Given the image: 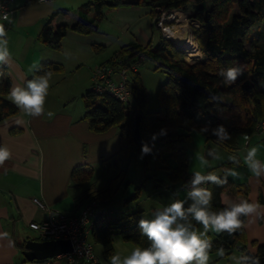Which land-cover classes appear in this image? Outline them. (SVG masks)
Segmentation results:
<instances>
[{
	"label": "trees",
	"instance_id": "obj_1",
	"mask_svg": "<svg viewBox=\"0 0 264 264\" xmlns=\"http://www.w3.org/2000/svg\"><path fill=\"white\" fill-rule=\"evenodd\" d=\"M122 1L90 0L83 3L77 8V20L70 25L56 22L58 15L68 16L70 9L54 10L42 29V41L54 49H60L61 40L69 30L83 34L93 33L97 31L98 23L104 17V8L121 6ZM140 4L151 8L153 27L156 33L159 32V39L156 43L150 42L146 45H125L103 63L129 69L127 84L132 93L129 103L107 93H94L90 88L85 94V117L91 129L105 131L113 126L118 127L121 149L110 157L117 175L103 188L98 187L96 181L92 180V175L85 174L81 166L73 169L72 184L85 186L77 199L80 206L92 198H113L115 185L126 176V171L121 167V156L136 158L141 154L142 142H147L150 146L155 144L153 155L143 157L147 170L150 169V160L159 155L165 157L163 160L175 159V166L162 167L169 170V181L175 184L184 182L187 176L189 157L184 143L190 140L193 128L224 125L232 135V139L224 143L230 150L239 147L237 137L241 134L252 136L261 132L257 127L264 121V0H141ZM166 11H172L184 19L187 15L198 23L197 27H193V36L201 56L187 61L184 48L163 36L157 23ZM92 13L95 15L94 20H90ZM102 48L103 46H98L96 51ZM145 60L154 61L157 63L156 68H163L167 74V79L160 88L161 108L157 111L147 110L148 94L141 82L139 70L131 69L132 65H139ZM237 63L243 66V75L234 84L225 85L219 75L220 69L235 66ZM61 68L58 63L43 62L36 67L28 80L35 75L59 71ZM10 85L6 68L0 67V121L21 112L7 98ZM214 93L223 95L220 112L209 103V95ZM230 114L235 117L228 124L223 118ZM161 129H166L167 135L158 136L153 141V135L158 134ZM205 136L207 140L216 139L211 132ZM153 177L157 178L156 175ZM158 180V186L167 185L164 180ZM145 182L143 180L136 186V193L131 198L139 197ZM172 187L169 185V188ZM208 187L213 193V211L228 206L222 201V193L234 187L230 177L222 185L209 184ZM262 200L260 197V201ZM141 218V212L135 211L128 217L111 223L107 221L105 214L100 215L94 223L92 241L102 245L106 258L114 254L112 233L116 230L123 240L145 247L149 242L141 235L138 227ZM242 219L245 224L246 218ZM212 243L210 254L217 253L218 246L226 250L225 256H219L218 260L228 258L234 249H238L242 255L258 257L259 264H264V243L252 241L251 244L256 250L249 251L245 226L231 235L216 233Z\"/></svg>",
	"mask_w": 264,
	"mask_h": 264
},
{
	"label": "crops",
	"instance_id": "obj_2",
	"mask_svg": "<svg viewBox=\"0 0 264 264\" xmlns=\"http://www.w3.org/2000/svg\"><path fill=\"white\" fill-rule=\"evenodd\" d=\"M89 1L15 0L12 22H0L5 25L11 52L10 61L0 67L6 68L10 87L24 85L43 62L58 63L62 67L52 72L44 115L33 118L19 112L0 121V144L6 145L12 153L11 159L0 166V264H64L63 259L56 257L28 261L22 253L27 240H39L30 234L34 230L29 224L43 221L48 216L34 202V198L42 200L53 210L67 213L81 210L83 204L78 205L77 199L85 186L72 184L73 169L81 166L96 181L94 166L105 164V159L121 149L118 127L95 131L85 117L84 97L92 83L93 71L125 45L158 42L159 35L156 36L153 27L151 8L141 4L105 7L97 31L83 34L69 30L61 40L60 49H54L42 41L43 19L50 17L54 10L68 8L70 14L58 15L56 22L70 25L78 18L77 8ZM94 17L92 13L90 20H94ZM98 46L103 48L96 51ZM7 98L10 99L9 95ZM48 112L53 115L49 117ZM257 134L260 136L259 142L252 146H259L257 158L264 162V132ZM211 141L215 143V140ZM251 143L250 139L248 144L244 142L245 146L236 150H230L224 144L220 146L231 153L244 152L246 155ZM242 159H238V165L247 168ZM224 160L219 164L222 169L238 166L228 159ZM246 170L243 184H236L230 176L234 187L222 193V201L228 205L247 199L250 203L261 205L256 213L246 217L245 223L247 249L254 252L255 246L249 247L252 241L264 243V175L256 177L248 168ZM161 188L148 196L150 200H155L154 203L137 210L142 217L150 219L154 210L166 205L162 198L168 189L165 186ZM109 202L111 200L101 203L100 207L106 211L107 221L115 223L123 217L116 221L108 220V214L114 211ZM4 233L7 235L4 236ZM217 258L213 261L210 259L209 264L219 262Z\"/></svg>",
	"mask_w": 264,
	"mask_h": 264
},
{
	"label": "clouds",
	"instance_id": "obj_3",
	"mask_svg": "<svg viewBox=\"0 0 264 264\" xmlns=\"http://www.w3.org/2000/svg\"><path fill=\"white\" fill-rule=\"evenodd\" d=\"M4 21L11 23L10 15L2 16ZM7 31L5 25L0 23V65H6L11 59L8 46ZM244 69L240 64L221 68L219 75L225 85L234 84L243 75ZM53 76L51 71L43 75H35L24 85H12L8 95L15 106L25 115L38 118L44 115L45 103L49 94L50 80ZM209 103L213 104L217 112L222 111L220 105L223 95L214 93L209 95ZM51 117L53 113L48 112ZM193 131H197L193 129ZM211 132L217 145L224 144L232 139V135L224 127L217 125L210 128L209 125L201 127L197 135ZM167 135L166 129H161L154 134L152 140L158 136ZM243 141H250L247 133L241 134ZM155 144L151 146L142 142L141 159L146 155H153ZM260 148L258 145L247 148L243 162L249 171L256 177L264 175V162L258 159ZM10 149L0 144V166L11 159ZM212 160L221 159L216 149H209L205 154L195 153V160L202 169H207ZM228 160L234 165L239 164L236 156L230 155ZM239 173L233 168L224 169V178L213 171L191 170L187 181L180 183L179 187L169 197V203L163 205L151 214V218L142 217L138 222L141 235L147 238V246L136 245L130 253L110 255L108 264H209L210 253L213 243L209 232L233 234L245 226L244 219L256 213L261 207L259 203H250L247 199L239 203L231 202L221 210H212L213 193L209 184L222 185L227 182V177H238ZM185 193L183 199L180 193ZM187 205V206H186ZM201 225L203 231L194 224ZM4 236L7 234L4 233ZM226 250L222 246L217 247V255L224 257ZM234 264H259V258L252 255L233 256Z\"/></svg>",
	"mask_w": 264,
	"mask_h": 264
},
{
	"label": "rangeland",
	"instance_id": "obj_4",
	"mask_svg": "<svg viewBox=\"0 0 264 264\" xmlns=\"http://www.w3.org/2000/svg\"><path fill=\"white\" fill-rule=\"evenodd\" d=\"M185 18L186 19L179 18V23H177V26H175L176 28L174 29H183L186 26H188L192 39L194 43L196 44V47H198V43L195 41L194 36H193V27H194L193 22L194 21L191 20L187 15H185ZM158 35H159V32H157L156 36L158 37ZM184 51L186 54L185 59L187 61H191V58H192L191 56L198 55L197 49L193 55L191 54V52H189L188 48L186 47L184 48ZM112 54L113 53H111V55ZM156 67H157V63H155L152 60H145L138 65L141 82L148 94V103H147L148 111L160 110L161 108L160 88L167 79V74L165 73L164 69L156 68ZM234 117H235L234 114H230V115L224 116L223 119H225L226 123L229 124L234 119ZM263 123L264 121H262L258 125L257 127L258 131L262 130L259 128V126ZM193 129H196L198 131L200 128L196 127ZM193 129L191 131L190 140L184 143V145L187 147V154L190 159L189 166H188V172H187L188 176L190 175L191 170L213 171L218 176H224V169L229 168V167H223L222 169V167L219 165L225 161L224 159H228L230 155H234L238 159L244 158V155H245L244 152H241L240 154H235L238 152L231 153L227 151L225 148L221 147L220 145H217L216 143L212 142L211 140H207L205 134L197 135V131H193ZM257 133L251 137L252 143L250 147L254 145L256 142H259L257 140H259L260 136ZM237 142H238L239 147L245 146L241 135L237 137ZM209 149H216L218 153L220 154L221 159L212 160L211 158H209L210 163L207 169L205 170V169H202L201 166L199 165V162L195 160V153L199 152L201 154L206 155ZM121 158H122L121 167L122 169L126 171L125 178H123L120 181V183L115 185L116 192L112 199H105V200L98 199L101 203L111 200V202H109V206H111L114 209V211L113 212L111 211L112 213L108 214L107 218L109 221H116L121 216L126 217L127 214L129 215L137 211L138 209H140V207L146 208L145 206H148L150 203H154L155 200H150V197L148 196H150L151 193L162 189L161 186H158V187L155 186V185L160 184V181L158 179L164 180L167 184L165 187L168 190L164 191V197L162 199L164 202H166V204L169 203V197L172 196V193L179 187L180 183L171 184V182L169 181V170L162 168V167H167L168 165L175 166L176 164L175 159L166 158V160H163L165 157L163 155H159V157L155 159L153 158L150 160V169L147 170L145 167L144 158L141 159V154H139L136 158H132V159H130L131 157H129L128 155L127 156L122 155ZM105 160H107L105 164L99 163L94 166L95 180L97 181V186L101 188L108 185L107 184L108 181L117 175L114 167L112 166V162L110 158H107ZM233 167H235V170L239 173L238 177H235V178L233 177L236 184H243L246 181L245 174L247 172L246 170L247 168H245L242 165L232 166L230 168H233ZM85 174H88V173L85 171ZM153 175H156L157 178H154ZM147 177H153V178H147ZM143 180H145L146 182L144 183V187L140 191L139 197L131 198L136 193V186L139 185L140 182ZM169 185H172L173 187L169 188ZM184 197H185V193L181 192L180 198L183 199ZM193 224L198 229L203 231L201 225L195 224V221H193ZM30 234L35 238L38 237V233L35 231H32ZM208 235L211 238V241L215 238V232H209ZM112 239H113V245H114V254L119 253L121 255H126L130 253L131 250L136 246L132 242H127L123 240L122 236L119 234L117 230L112 233ZM249 247L252 248L254 246L252 245ZM93 248H94L95 255L99 259V261L102 264H108V258H106L103 254L102 245L93 242ZM241 255L242 254L238 249H234V251H232V253L230 254L228 258L220 260L219 262H213L211 264H234V261L231 259V257L233 256L239 257ZM217 256L218 255L216 253H212L210 254V259L213 261L214 259L217 258Z\"/></svg>",
	"mask_w": 264,
	"mask_h": 264
},
{
	"label": "built area",
	"instance_id": "obj_5",
	"mask_svg": "<svg viewBox=\"0 0 264 264\" xmlns=\"http://www.w3.org/2000/svg\"><path fill=\"white\" fill-rule=\"evenodd\" d=\"M14 3L15 0H0V22H8L2 19L5 13L9 14L10 19H12ZM171 15L172 11L163 12L157 23L163 36L169 40L171 39L167 37L166 29H173L179 23L178 17L170 20ZM193 25L197 27L198 23L194 21ZM181 47L185 48L186 46L181 45ZM196 49L199 54L191 56V60L201 56L199 46ZM137 68L138 65L131 66L134 71ZM128 78L129 69L116 68L112 63L101 64L93 71L90 89L94 93H107L124 103H129L132 99V93L127 84ZM259 128L262 129L261 132H264V123ZM248 142H245V144H248ZM188 177L187 175L185 181ZM34 202L48 214L45 220L33 221L29 224V227L38 233V238L41 241L69 239L72 243L73 250L70 253L56 258L63 259L64 264H102L95 255L92 241L94 223L100 215L106 213L105 210L101 209V202L98 199H89L77 213L50 209L38 198H34Z\"/></svg>",
	"mask_w": 264,
	"mask_h": 264
},
{
	"label": "water",
	"instance_id": "obj_6",
	"mask_svg": "<svg viewBox=\"0 0 264 264\" xmlns=\"http://www.w3.org/2000/svg\"><path fill=\"white\" fill-rule=\"evenodd\" d=\"M140 1L141 0H123L122 2L126 5H138L140 4ZM48 20L49 17H46L41 22L45 25ZM175 45L181 47V45ZM24 248L25 249L22 253L28 261L47 260L60 255L68 254L73 250L72 243L69 239H56L50 241L29 239L26 241Z\"/></svg>",
	"mask_w": 264,
	"mask_h": 264
},
{
	"label": "bare ground",
	"instance_id": "obj_7",
	"mask_svg": "<svg viewBox=\"0 0 264 264\" xmlns=\"http://www.w3.org/2000/svg\"><path fill=\"white\" fill-rule=\"evenodd\" d=\"M175 17H179L180 19H184L183 17L177 15L176 13H172V15L169 17L170 20L174 19ZM177 26V25H175ZM174 26V28H176ZM166 29V35L168 38H170L175 44L178 45H185L186 48H188L189 52L194 54L196 52V45L192 39L190 30L188 26H186L183 29ZM199 54V52H198Z\"/></svg>",
	"mask_w": 264,
	"mask_h": 264
}]
</instances>
